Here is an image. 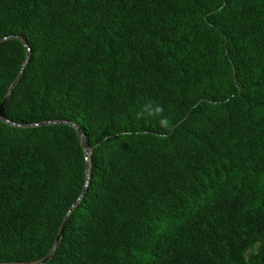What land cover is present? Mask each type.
<instances>
[{
    "label": "trees",
    "instance_id": "obj_1",
    "mask_svg": "<svg viewBox=\"0 0 264 264\" xmlns=\"http://www.w3.org/2000/svg\"><path fill=\"white\" fill-rule=\"evenodd\" d=\"M5 99L0 264H264V0H0Z\"/></svg>",
    "mask_w": 264,
    "mask_h": 264
},
{
    "label": "water",
    "instance_id": "obj_2",
    "mask_svg": "<svg viewBox=\"0 0 264 264\" xmlns=\"http://www.w3.org/2000/svg\"><path fill=\"white\" fill-rule=\"evenodd\" d=\"M5 102H6V99L4 100V101H2V103L0 104V118H3V107H4V104H5ZM75 129H76V132L79 134V135H81V130L79 129V128H77V127H75ZM81 140H82V144H83V146H85L87 149H88V145H87V143L85 142V140H84V138L83 137H81ZM84 191H85V189L83 190V193H84ZM75 206V205H74ZM63 226H64V223H63V225H62V227H61V230H60V234L58 235V238H57V240L60 238V236H61V233H62V231H63ZM51 257V254L50 255H48L41 263H39V264H44V263H46L48 260H49V258Z\"/></svg>",
    "mask_w": 264,
    "mask_h": 264
},
{
    "label": "rangeland",
    "instance_id": "obj_3",
    "mask_svg": "<svg viewBox=\"0 0 264 264\" xmlns=\"http://www.w3.org/2000/svg\"><path fill=\"white\" fill-rule=\"evenodd\" d=\"M84 148H85V151H86V160L88 161L89 151H88V149L85 146H84Z\"/></svg>",
    "mask_w": 264,
    "mask_h": 264
},
{
    "label": "clouds",
    "instance_id": "obj_4",
    "mask_svg": "<svg viewBox=\"0 0 264 264\" xmlns=\"http://www.w3.org/2000/svg\"><path fill=\"white\" fill-rule=\"evenodd\" d=\"M166 122L165 121H161V124L164 125Z\"/></svg>",
    "mask_w": 264,
    "mask_h": 264
}]
</instances>
